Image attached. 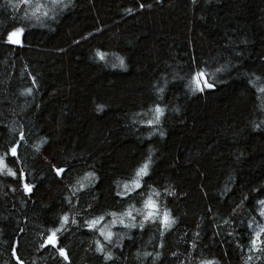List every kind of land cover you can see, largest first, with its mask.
I'll use <instances>...</instances> for the list:
<instances>
[{
	"label": "trees",
	"instance_id": "1",
	"mask_svg": "<svg viewBox=\"0 0 264 264\" xmlns=\"http://www.w3.org/2000/svg\"><path fill=\"white\" fill-rule=\"evenodd\" d=\"M21 26L0 39V264H264V0H0V37Z\"/></svg>",
	"mask_w": 264,
	"mask_h": 264
},
{
	"label": "snow or ice",
	"instance_id": "2",
	"mask_svg": "<svg viewBox=\"0 0 264 264\" xmlns=\"http://www.w3.org/2000/svg\"><path fill=\"white\" fill-rule=\"evenodd\" d=\"M29 0H20L21 4H27ZM62 0H52L53 4L61 3ZM15 7V5H14ZM40 6L37 5V8ZM143 7V4L141 5ZM47 15V13H45ZM24 28L21 27H13V29L7 33L6 38L5 37H0V39H3L6 43L11 44V45H17L20 43V38L23 36ZM99 55V54H98ZM119 59V58H117ZM120 63L123 64V60H120ZM221 69H217L216 71H220ZM250 83H253V81H250ZM195 85V88L197 91H203L206 88H212L214 87L213 84L208 82V79L205 76V73L203 70H197L194 73H191L190 76V81H189V87L192 85ZM27 93L30 94V89L25 90ZM258 91L264 92V87L259 88ZM149 111H153L154 115L153 118L147 121L148 126H152L156 123L159 122L161 115L163 114V109L157 105L155 106L154 109H149ZM163 135V133H161ZM23 139V137H21ZM7 153H9L12 157L17 156V148L15 146H10L9 149L6 150ZM147 169H148V163L145 162L143 165H141L135 172V177L137 179L133 180V184L135 188L140 189L141 188V182L140 178L144 177L147 175ZM56 171L57 176H61L62 172L64 171L61 168H56L54 169ZM9 175H15L13 172L9 171ZM25 192H30L31 191V186L28 184H25L24 188ZM171 195V193H169ZM145 208L149 209V211L146 213L145 219L152 217L154 212L158 213V205L155 204L151 198L145 201ZM112 215H115L113 213ZM168 212L165 211L164 216L161 218V223L162 224H167L168 223ZM258 215L261 218H264V201L261 202V207L259 209ZM100 219H103L101 217ZM67 222V216L61 217V227L63 223ZM75 221H73L74 223ZM87 226L89 230H92L95 228V225L99 223V219L93 220V221H86ZM115 223V221H113ZM121 223L123 221L121 220ZM127 226V225H126ZM61 227H54L53 229L50 230L49 235L46 238L45 243L53 248H56L57 251L59 252V255L62 257H65V251L62 247L59 246V240L57 237V233L61 231ZM250 229L252 228V225H249ZM101 235L105 236V239H110L111 238V233H105L103 230L100 232ZM250 244V249L249 251L256 252V251H261L264 252V225H258L257 229L253 230V234L250 237L249 240ZM43 246V245H42ZM97 250H101V245L99 242H97ZM251 258V257H249ZM17 264H19V261H17ZM201 264H212L211 261H202Z\"/></svg>",
	"mask_w": 264,
	"mask_h": 264
},
{
	"label": "rangeland",
	"instance_id": "3",
	"mask_svg": "<svg viewBox=\"0 0 264 264\" xmlns=\"http://www.w3.org/2000/svg\"><path fill=\"white\" fill-rule=\"evenodd\" d=\"M260 207H261V205H260ZM261 218V217H260ZM262 219V221H261V223H259L258 225H264V218H261ZM257 225V226H258ZM257 226H256V229H257Z\"/></svg>",
	"mask_w": 264,
	"mask_h": 264
},
{
	"label": "water",
	"instance_id": "4",
	"mask_svg": "<svg viewBox=\"0 0 264 264\" xmlns=\"http://www.w3.org/2000/svg\"><path fill=\"white\" fill-rule=\"evenodd\" d=\"M20 45V43L19 44H17V46H19Z\"/></svg>",
	"mask_w": 264,
	"mask_h": 264
}]
</instances>
